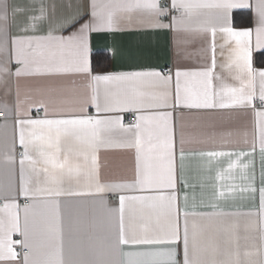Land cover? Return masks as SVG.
Segmentation results:
<instances>
[{
    "label": "crops",
    "instance_id": "1",
    "mask_svg": "<svg viewBox=\"0 0 264 264\" xmlns=\"http://www.w3.org/2000/svg\"><path fill=\"white\" fill-rule=\"evenodd\" d=\"M170 8L0 0V264H264V0Z\"/></svg>",
    "mask_w": 264,
    "mask_h": 264
},
{
    "label": "built area",
    "instance_id": "2",
    "mask_svg": "<svg viewBox=\"0 0 264 264\" xmlns=\"http://www.w3.org/2000/svg\"><path fill=\"white\" fill-rule=\"evenodd\" d=\"M170 2L171 0H160V3L168 10V14H167V18H171L174 14H176V11L175 10H172L170 8ZM162 73L165 74V75H171V68H164L162 70ZM257 106H259L260 108H264V101H258L257 102ZM42 111L40 109H37L35 110V113L37 114H42L41 113ZM6 115H4V112H2L1 110V107H0V126L1 124L3 123V120L5 119ZM136 121V116L133 114V115H127L126 117H124L121 121V125L124 126V127H127V126H133V124L135 123ZM26 205L29 203L28 201H25L24 202ZM14 250L15 252L18 254H24V253H27V250L26 249H22L21 251V247H20V244H18L17 242L14 243Z\"/></svg>",
    "mask_w": 264,
    "mask_h": 264
},
{
    "label": "trees",
    "instance_id": "3",
    "mask_svg": "<svg viewBox=\"0 0 264 264\" xmlns=\"http://www.w3.org/2000/svg\"><path fill=\"white\" fill-rule=\"evenodd\" d=\"M245 25H250V19L249 15L246 19ZM252 63L253 67L255 68H261L264 67V52H261L259 54H255L252 57ZM111 57L108 53H95L91 57V68L93 73H102V72H107L111 68Z\"/></svg>",
    "mask_w": 264,
    "mask_h": 264
}]
</instances>
